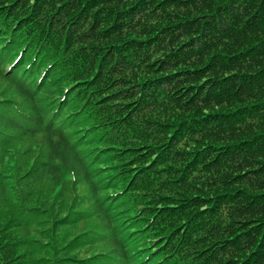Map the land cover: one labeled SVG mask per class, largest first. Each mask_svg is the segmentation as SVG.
Here are the masks:
<instances>
[{"label":"trees","instance_id":"16d2710c","mask_svg":"<svg viewBox=\"0 0 264 264\" xmlns=\"http://www.w3.org/2000/svg\"><path fill=\"white\" fill-rule=\"evenodd\" d=\"M0 264H264V0H0Z\"/></svg>","mask_w":264,"mask_h":264}]
</instances>
